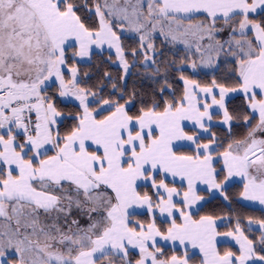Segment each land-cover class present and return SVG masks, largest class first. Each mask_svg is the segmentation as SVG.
I'll return each instance as SVG.
<instances>
[{
  "label": "snow or ice",
  "instance_id": "6c2138e0",
  "mask_svg": "<svg viewBox=\"0 0 264 264\" xmlns=\"http://www.w3.org/2000/svg\"><path fill=\"white\" fill-rule=\"evenodd\" d=\"M0 264H264V0H0Z\"/></svg>",
  "mask_w": 264,
  "mask_h": 264
}]
</instances>
